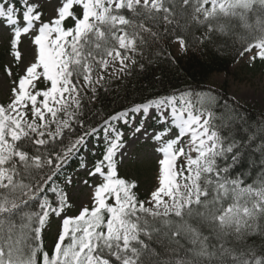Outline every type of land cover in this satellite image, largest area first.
Returning <instances> with one entry per match:
<instances>
[{
    "label": "snow or ice",
    "instance_id": "6c2138e0",
    "mask_svg": "<svg viewBox=\"0 0 264 264\" xmlns=\"http://www.w3.org/2000/svg\"><path fill=\"white\" fill-rule=\"evenodd\" d=\"M0 45V264H264V120L211 88L95 107L173 48L264 62V0H0Z\"/></svg>",
    "mask_w": 264,
    "mask_h": 264
},
{
    "label": "trees",
    "instance_id": "16d2710c",
    "mask_svg": "<svg viewBox=\"0 0 264 264\" xmlns=\"http://www.w3.org/2000/svg\"><path fill=\"white\" fill-rule=\"evenodd\" d=\"M240 59H234L229 53L214 54L211 52H189L184 55V60H177L176 63L169 61L161 62L158 66L146 69L144 73L137 74L135 77L122 84V82H114L111 90L105 93L100 92L101 102L95 105L96 108L101 106L106 111L118 109L124 102L126 93L123 89H127V96L131 97L135 92L137 98L143 95H149L155 92H164L172 89L195 88L199 90H208L211 87L207 85V80L213 73L228 74L231 67ZM0 63L2 59L0 56ZM159 76L157 80L155 77ZM215 92L225 101L229 102L234 99L230 97L225 90H217ZM238 111L241 116L252 123L264 120V114L253 108L243 106L239 102Z\"/></svg>",
    "mask_w": 264,
    "mask_h": 264
},
{
    "label": "rangeland",
    "instance_id": "374dc122",
    "mask_svg": "<svg viewBox=\"0 0 264 264\" xmlns=\"http://www.w3.org/2000/svg\"><path fill=\"white\" fill-rule=\"evenodd\" d=\"M27 42H25V47ZM3 48L0 45V53ZM172 54L177 60H184V55H178L175 49ZM2 62L4 57L2 55ZM3 73L0 71V79ZM116 82H119L116 81ZM207 85L215 89H225L227 93L239 103L251 107L258 112L264 113V62L257 61L255 65H249L246 60L240 59L229 71L228 74L214 73L210 75ZM143 140L129 144L128 160L126 170L140 181V191L143 194L152 184V176L156 168L155 154L152 152L151 145L142 144ZM75 168V165L73 166ZM70 172L73 169H69ZM74 175V200H86L89 195V188L81 183L84 179H89L83 170L75 171ZM57 224L53 222L52 231L56 230Z\"/></svg>",
    "mask_w": 264,
    "mask_h": 264
}]
</instances>
